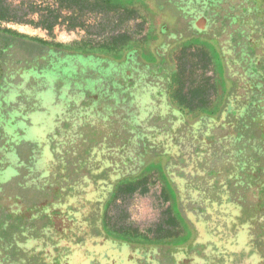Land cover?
I'll list each match as a JSON object with an SVG mask.
<instances>
[{"label":"rangeland","instance_id":"374dc122","mask_svg":"<svg viewBox=\"0 0 264 264\" xmlns=\"http://www.w3.org/2000/svg\"><path fill=\"white\" fill-rule=\"evenodd\" d=\"M4 1L22 23L2 22L1 28L64 45L97 46L124 32L138 43L149 29L143 12L131 18L112 12L87 15L84 28L68 30L59 20L46 31L34 23L52 0ZM247 1L179 0L192 16L212 14L218 3L222 12L212 22L215 39L202 36L183 50L186 34L171 41L169 51L183 91L208 90L210 99L185 110L186 118L225 115L216 142L203 140L205 128L186 121L172 126L177 118L160 110L164 98L154 93L172 82L166 59H156L152 74L138 64L122 78L126 68L108 60L92 64L35 47L10 50L0 61V264H264V129L252 117L264 110V0ZM167 93L173 97L177 89ZM242 103L251 115L240 117ZM146 127L156 135L168 132L169 139L143 137L150 134ZM127 137L132 141L124 146ZM155 161L166 170L146 173L148 190L118 194L105 212L109 225L129 229L126 236L105 226L102 207L117 178ZM163 180L178 190L170 214L159 198ZM227 188L231 202L239 194L246 202V215H236L242 211L230 204ZM126 240L142 246L117 243Z\"/></svg>","mask_w":264,"mask_h":264},{"label":"trees","instance_id":"16d2710c","mask_svg":"<svg viewBox=\"0 0 264 264\" xmlns=\"http://www.w3.org/2000/svg\"><path fill=\"white\" fill-rule=\"evenodd\" d=\"M209 1L217 2V0H209ZM235 1L241 4L244 3L243 2L244 0H235ZM218 5L219 3L216 6L214 5L216 11H214L212 14H209L206 11L207 12L206 18L208 19L209 26L207 29L203 30L197 28L194 25V19L196 18V15L194 16L189 15V12H187L186 9H183L179 5V0H52L51 5L49 6L47 5L45 8H43L42 11H40V13L38 14L39 17L38 21L34 23L36 26H41L46 31H51L59 20L62 24L67 25L68 30H72L76 28H84L85 27L84 19L87 15L107 14L112 12L114 13L121 12V15L124 16V18H131L135 15H138L139 12H143L144 13L143 16L145 17V19L148 20L147 22L149 23V29L146 35L142 36V40L139 41L138 43L134 41V39L130 34L124 32L122 34H117L116 36L109 37L106 40V42L103 41L101 44L97 46H91L88 43L79 44L77 46V45H64L53 41L43 40L41 38L30 37L18 33L10 28H1L2 22L22 23V20L18 18L16 12L12 11L8 7V5L5 3L4 0H0V61H5L6 57L9 55L10 50H12L13 48L35 47V48H40L42 50L44 49L48 50L49 52L67 54V55L69 54L76 57L90 58L92 64L93 62L104 63L106 62V60L112 62L113 66H116V63L121 64L127 69V71L124 72L122 75V78H125V77H129L131 73L134 72V66H137L138 64L147 67V69H149L150 74H152L150 67L152 65H155L156 59L158 58L166 59V61L169 63L170 75H172L173 79L171 78L172 82L170 86L165 87V84L163 83L161 84L160 87L157 88V91H155L154 93V96H162V98H164L165 104L160 110H163L164 114L174 115L177 118V122H176L177 125L171 123L172 126H178L180 125V123L186 121L193 127L197 128L198 130L205 128L204 131L201 132V135L204 136L203 140L207 138L209 140L211 139L214 142H216L217 140L215 138H217L220 129L218 121L220 118L224 119L225 115L219 110L218 112L211 111L210 113L204 116H198L195 118H188V117L186 118L187 115L185 113V110L190 111L194 107H196L197 104H199V102L202 101L206 102V100L210 99L209 94L207 93L208 90L206 89L202 90L199 87L197 88V90L189 91L188 93L184 92L181 75L174 71L169 59V51L174 48V47L173 48L170 47V42L180 41L182 40V38L185 37L186 34L189 35V37L186 39L187 40L186 44L189 46L180 47L183 50H188L191 49L192 47H195L198 44V41H200V37L202 36H208L215 39L216 34L213 33L212 22L215 21V19L220 18V13H222L219 11L220 9L218 10ZM223 11L227 12V10H223ZM197 12H199V14H202L201 11H197ZM29 22L30 21L26 23ZM178 25L183 26L181 30L177 28ZM168 38H170V41H167ZM244 53L245 52H243L242 55H244ZM4 76L5 75L0 76V89L5 80ZM177 85L179 87L174 88ZM128 88H129L128 85L126 86L124 85L123 91L127 92V94L125 95H128V93L130 92V89ZM167 89L168 90L177 89V95H174L173 97L170 96V98L177 103L179 109L174 110L171 108L170 106L171 100L168 97L169 94L167 93ZM117 96H120L119 92H117L115 96V100L117 101L123 98L121 97L120 99H117ZM114 108H115V104L111 105L110 110L106 115L107 119H110V116L112 115L111 112ZM149 108H152V110H154V108L153 106L147 107V110L149 111L146 112V114L150 115L152 111H150ZM240 110H241V114H243V116L240 117H244L245 114L251 115L250 114L251 112L247 111V107L243 103L240 105ZM96 112L99 113V111ZM221 114L223 115L221 116ZM252 117L257 118L259 120L257 122L259 123L258 125L262 129H264V127H262L263 125L262 123L264 122V110L254 111V115ZM104 119L106 118L104 117ZM166 120L169 121L170 119L166 118ZM163 127L164 128L168 127V125L166 126L165 124H163L162 126H160V128ZM249 128L250 125L246 124L245 122V126L243 129L248 130ZM145 130L150 131V134L146 133L144 135L143 133L142 136L147 137L148 139L150 137H151L150 139H153L156 136L158 137L159 135L162 134L161 133L159 135H156L155 133H152L153 131L157 132L158 131L157 129L149 130V128L146 127L144 131ZM165 134L167 136L169 133L166 132ZM162 136L163 138L169 139L163 134ZM223 137L224 135L218 136V138L221 139ZM240 138H242V134L241 137L237 135L233 136V139L236 140ZM131 141L132 139L130 137H127V139L124 140V143L122 145L125 146V144L126 145L130 144ZM69 142L71 143L70 144L71 148H76L74 147L75 145L74 146L72 145L73 142H76L75 140ZM64 143L65 142L63 141V144ZM169 146L171 145L169 144ZM171 147L174 148L173 143ZM106 149L109 148L107 147ZM92 151L93 149L89 147V149L85 152L86 154L85 157L88 160L87 165H89L91 162L90 158L92 155ZM130 158L133 159V156H131ZM130 158L127 159L129 160ZM135 158H138V154H135ZM154 168H160L164 170L166 166L161 161H155L153 162V164H150V166L145 167V170H143L144 172L142 171L138 173L139 171V167H138L137 172H135L134 174L122 175L117 178L116 182L112 185V188L106 200L103 203L101 216H103L104 218L103 222L105 223V226H107L108 228L110 227L115 231L121 232L126 236L125 232L126 230L129 229L128 228L115 229L113 226L109 225L105 212L110 207L111 203H113V201L116 199L118 194L130 195L137 190L140 191L146 190L147 188L145 184L149 177L147 176L146 173L150 174L151 171H154ZM122 179L123 182H121ZM237 181L241 185V181L238 179V176H237ZM162 184L163 185H160V189H159V198L169 205L166 213L170 214L171 213L170 209L175 205L177 201V200L173 201L174 190H176L177 192L176 194H178V190L174 186V183L169 182L168 180H163ZM116 185L118 186L117 189H116ZM243 188L244 186L241 187V189ZM227 192L229 193L227 194V196L230 199V204L233 205L238 210L242 211L241 214L236 213V215L238 217L241 215L243 216L244 214L246 215L248 212L247 204L246 202H244V200H242L240 194L238 195V199L237 198L234 199L236 202H231L232 201L231 198H233V196L232 193H230L229 188H227ZM168 221H171V216L170 218L168 217L165 222L168 223ZM232 222L235 224L236 220L232 219ZM246 225L247 224L245 225L242 224L241 227L244 226L247 227ZM99 227L100 224L98 225V228ZM162 229L164 230L165 227L161 226V230ZM133 233L136 232L133 231ZM137 236L140 235L137 234ZM117 243L131 245L135 247L142 246V245H137L140 244L141 242L137 244L136 243L129 244L127 240ZM254 256L258 258V261H262V258L258 255V253H255V251H254Z\"/></svg>","mask_w":264,"mask_h":264},{"label":"flooded vegetation","instance_id":"af4514ba","mask_svg":"<svg viewBox=\"0 0 264 264\" xmlns=\"http://www.w3.org/2000/svg\"><path fill=\"white\" fill-rule=\"evenodd\" d=\"M206 16H207V12L206 11H203L202 12V14H200L199 16H196V18L194 19V25L196 26L197 24H202V20H204L205 21V24H204V26H203V30H205V29H207L208 28V19L206 18ZM210 30H211V28H210ZM167 41H170V38H168L167 39ZM84 63H85V61H84ZM121 66H123V65H121ZM55 66H53V68H54ZM135 67V66H134ZM135 70V69H134ZM124 72H126L127 71V69L126 70H123ZM124 72H122V75H123V73ZM135 72V71H134ZM134 72H132L131 73V75H133V73ZM158 88V87H157ZM164 128V127H163ZM163 128H162V130H163ZM89 166V165H88ZM87 166V167H88ZM88 197V196H87ZM106 200V199H105ZM82 217V216H81ZM99 219H100V217H99ZM98 225H99V223H98ZM98 225H97V229H98ZM104 240H106V239H104ZM108 240V239H107ZM5 247V246H4ZM6 248V247H5ZM173 254V253H172Z\"/></svg>","mask_w":264,"mask_h":264},{"label":"water","instance_id":"95a60500","mask_svg":"<svg viewBox=\"0 0 264 264\" xmlns=\"http://www.w3.org/2000/svg\"><path fill=\"white\" fill-rule=\"evenodd\" d=\"M204 24H205V21L202 20V24L201 25L200 24H197L196 27L199 28V29H203Z\"/></svg>","mask_w":264,"mask_h":264}]
</instances>
